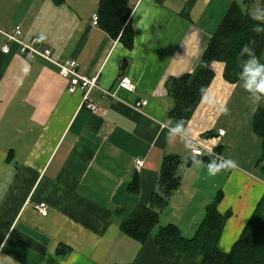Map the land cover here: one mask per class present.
Here are the masks:
<instances>
[{
  "label": "crops",
  "instance_id": "crops-1",
  "mask_svg": "<svg viewBox=\"0 0 264 264\" xmlns=\"http://www.w3.org/2000/svg\"><path fill=\"white\" fill-rule=\"evenodd\" d=\"M235 2L264 23V0H130L135 43L127 49L93 25L100 0H0V264H198L162 257L155 235L176 225L194 238L221 194L218 212L231 217L219 248L232 251L264 199V140L254 128L264 35L238 83L227 81L224 63L212 65L214 80L180 133L170 119L168 82L195 72ZM19 25L25 40L44 37L41 47L99 78L103 90L91 92L99 114L85 106L81 91H70L55 65L31 63L14 43L3 53L4 33ZM123 76L134 92L118 88ZM142 100L148 105L137 110ZM193 142L203 157L191 155ZM167 157L181 160V185L141 244L121 225L161 192ZM229 160L236 167L209 174ZM136 178L138 194L131 191Z\"/></svg>",
  "mask_w": 264,
  "mask_h": 264
},
{
  "label": "trees",
  "instance_id": "trees-1",
  "mask_svg": "<svg viewBox=\"0 0 264 264\" xmlns=\"http://www.w3.org/2000/svg\"><path fill=\"white\" fill-rule=\"evenodd\" d=\"M98 13L99 25L113 39H119L127 49H132L135 32L131 26L130 0H100ZM263 35L264 23L253 18L235 2L213 35L195 72L168 82L169 91L175 100V107L170 113L171 123L181 130L188 125L214 80V63H224L227 81L238 83L253 60ZM245 46L249 51H244ZM260 84L256 88L261 104L255 115L254 128L264 140V90L259 87ZM180 163L178 157L165 158L159 182L161 192L154 194L150 207L139 208L132 218L122 223L121 229L125 235L141 244L152 236L169 199L181 185L178 173ZM131 191L139 193V178L133 181ZM221 200L222 194L208 207L206 217L192 239L185 238L176 225L161 227L155 235L161 256L171 260L186 257L198 264H264V199L228 254L219 248L225 224L231 217L230 213L223 216L218 212Z\"/></svg>",
  "mask_w": 264,
  "mask_h": 264
},
{
  "label": "built area",
  "instance_id": "built-area-1",
  "mask_svg": "<svg viewBox=\"0 0 264 264\" xmlns=\"http://www.w3.org/2000/svg\"><path fill=\"white\" fill-rule=\"evenodd\" d=\"M100 24V15L99 13H95L93 15V25L99 26ZM7 39V43L1 46V50L4 54H8L11 50V44H18L20 47V53L31 63L35 62L37 59H43L45 61L50 62L55 65L59 71L60 75L70 80L72 93L77 91H81L83 94V103L87 106L94 114H99L100 109L98 105L91 98V92L96 89H102L99 84V78L94 77L90 78L79 73L80 64L77 60L74 59H59L54 56L53 50L48 46H42V44H46L44 37H38L33 40L27 41L24 39L23 35V27L21 25L16 27V30L13 34L4 33ZM122 90H126L128 92L135 91V85L131 81L129 76H123L121 78L119 87ZM103 90V89H102ZM105 97L107 98H115L116 94L108 91H104ZM148 105V101H139L136 103V109L141 110L143 107ZM220 135H224V132L221 131ZM191 155L194 157H203L204 150L198 143L193 142L191 144ZM213 153V152H211ZM144 166V160L137 159L136 167L137 169H141ZM39 211L43 216H47V210L42 206H37Z\"/></svg>",
  "mask_w": 264,
  "mask_h": 264
},
{
  "label": "clouds",
  "instance_id": "clouds-1",
  "mask_svg": "<svg viewBox=\"0 0 264 264\" xmlns=\"http://www.w3.org/2000/svg\"><path fill=\"white\" fill-rule=\"evenodd\" d=\"M244 51H249V49L247 48V46L244 47ZM260 75V70L257 69L256 71H253L252 72V82H255V78L256 76ZM259 87L264 90V78H262V81H261V84L259 85ZM174 132L176 133H180L181 132V129L179 127H177L176 129L173 130ZM227 167H236V164L234 161H225V162H222L220 164L219 167H216L215 165L211 166L209 168V174L211 175H215L217 172H219L221 169H224V168H227Z\"/></svg>",
  "mask_w": 264,
  "mask_h": 264
},
{
  "label": "rangeland",
  "instance_id": "rangeland-1",
  "mask_svg": "<svg viewBox=\"0 0 264 264\" xmlns=\"http://www.w3.org/2000/svg\"><path fill=\"white\" fill-rule=\"evenodd\" d=\"M256 4H257V3H256ZM258 6L260 7V5H259V4H258V5H256V7H258Z\"/></svg>",
  "mask_w": 264,
  "mask_h": 264
},
{
  "label": "water",
  "instance_id": "water-1",
  "mask_svg": "<svg viewBox=\"0 0 264 264\" xmlns=\"http://www.w3.org/2000/svg\"><path fill=\"white\" fill-rule=\"evenodd\" d=\"M124 63H126V61H125ZM124 68H125V66H124ZM124 68H123V69H124Z\"/></svg>",
  "mask_w": 264,
  "mask_h": 264
}]
</instances>
